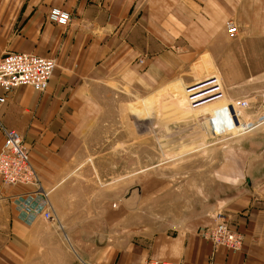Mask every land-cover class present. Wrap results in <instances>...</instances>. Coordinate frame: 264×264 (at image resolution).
Wrapping results in <instances>:
<instances>
[{
	"label": "crops",
	"instance_id": "crops-1",
	"mask_svg": "<svg viewBox=\"0 0 264 264\" xmlns=\"http://www.w3.org/2000/svg\"><path fill=\"white\" fill-rule=\"evenodd\" d=\"M53 7L70 12L68 26L49 21ZM263 48L264 0H0V58L30 52L57 64L45 91L1 92L0 148L5 130L23 137L54 219L17 202L31 187L0 178V264H264L263 178L246 176L248 185L227 196L224 215L243 236L233 251L205 235L212 215L191 210L156 229L134 205H118L113 192L103 201L104 185L95 182L104 174L92 160L86 169L82 149L113 86L133 96L155 92L203 55L220 57L222 73L243 58L245 70L257 73Z\"/></svg>",
	"mask_w": 264,
	"mask_h": 264
},
{
	"label": "rangeland",
	"instance_id": "rangeland-1",
	"mask_svg": "<svg viewBox=\"0 0 264 264\" xmlns=\"http://www.w3.org/2000/svg\"><path fill=\"white\" fill-rule=\"evenodd\" d=\"M246 66L243 58L225 74L220 57L203 55L155 92L106 91L103 121L82 148L86 169L92 160L104 174L100 198L113 192L156 229L191 210L230 223L220 217L232 189L246 187V176L264 184V71Z\"/></svg>",
	"mask_w": 264,
	"mask_h": 264
},
{
	"label": "built area",
	"instance_id": "built-area-1",
	"mask_svg": "<svg viewBox=\"0 0 264 264\" xmlns=\"http://www.w3.org/2000/svg\"><path fill=\"white\" fill-rule=\"evenodd\" d=\"M49 21L59 26L66 27L72 21L71 14L60 7H53ZM226 29L231 35L238 33L237 25L230 20ZM57 67L56 60L38 56L30 52H16L5 54L0 58V108L6 103L7 98L3 93L12 92L21 86H31L36 91H45L50 83L51 76ZM244 105V104H242ZM263 119L264 114L259 118ZM258 119V121H259ZM5 140L0 148V178L9 186L23 185L32 190L26 196L19 194L18 203L27 210L33 208L44 219L53 220V209L49 203L48 191L42 184L38 172L30 159V152L24 146L23 137L17 130H5ZM222 215L220 219H223ZM226 218V217H225ZM219 220V218H218ZM215 246H225L230 250H240L243 247V236L229 222L220 221L205 231ZM145 264H180L179 262H166L156 259H147Z\"/></svg>",
	"mask_w": 264,
	"mask_h": 264
},
{
	"label": "bare ground",
	"instance_id": "bare-ground-1",
	"mask_svg": "<svg viewBox=\"0 0 264 264\" xmlns=\"http://www.w3.org/2000/svg\"><path fill=\"white\" fill-rule=\"evenodd\" d=\"M28 151V150H27Z\"/></svg>",
	"mask_w": 264,
	"mask_h": 264
}]
</instances>
